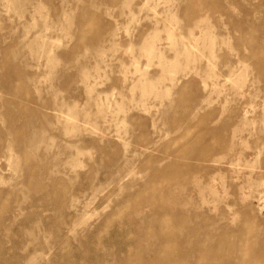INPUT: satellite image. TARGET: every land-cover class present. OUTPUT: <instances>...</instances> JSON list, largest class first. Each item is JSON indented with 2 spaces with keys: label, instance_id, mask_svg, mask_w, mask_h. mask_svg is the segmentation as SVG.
I'll list each match as a JSON object with an SVG mask.
<instances>
[{
  "label": "rangeland",
  "instance_id": "1",
  "mask_svg": "<svg viewBox=\"0 0 264 264\" xmlns=\"http://www.w3.org/2000/svg\"><path fill=\"white\" fill-rule=\"evenodd\" d=\"M218 1L0 0V264H264V0Z\"/></svg>",
  "mask_w": 264,
  "mask_h": 264
},
{
  "label": "bare ground",
  "instance_id": "2",
  "mask_svg": "<svg viewBox=\"0 0 264 264\" xmlns=\"http://www.w3.org/2000/svg\"><path fill=\"white\" fill-rule=\"evenodd\" d=\"M194 1L193 0V3L192 5L194 4ZM224 1V0H223ZM217 2H220L217 0ZM196 16V13L193 15V17ZM229 19V17H227V20ZM262 27L264 29V24H262ZM258 30V29H257ZM255 29H252V28H249V31L247 32L249 35H252V36H255V32L257 31ZM242 40L244 41L245 39L244 38H239L237 40V44L234 46L235 50L237 52H239V48L243 47V42ZM246 46L252 50L253 54H255V57L256 59L258 58L257 56V53L258 51L255 50L256 49V46H254L252 43H249L247 40H246ZM262 47H264V44H262ZM239 56V53L237 54V57ZM243 56V55H242ZM206 60L209 62L208 65L210 67L214 66L213 62L208 58L206 57ZM254 62V69L257 70V71H260V72H263L264 71V66L263 67H259L257 62L255 60H253ZM246 65H242L241 68H245ZM240 68V67H239ZM233 83L237 85L236 81H234L232 79ZM184 96H181L180 98V103L183 104V103H186V101H184ZM263 104H264V101H263ZM199 111L198 108H194L192 110V112L190 113V115L194 116L196 115L197 116V112ZM250 111H251V114L250 116H253L255 111H256V108L255 107H252L250 108ZM184 112L181 111L180 113H176L172 118L173 120V124L176 123V118L177 116L179 117L181 114H183ZM192 116H190L189 118L192 119ZM196 116L194 118H196ZM180 128V126H178ZM91 130L93 131H97V129L95 127H90ZM257 157L259 158V155L261 153V145L259 144L257 146ZM200 160V158H198V161ZM208 161H211L213 164H216V163H219L221 162L220 159L218 158H209ZM176 169H181V166H179V164H175V161L173 160L170 164H168L167 166H165L164 168L162 169H157L156 171L154 172H158V171H161V174H170L171 172H173L174 170ZM263 172H264V168H259V171H258V175H259V179H260V183L258 185H255L253 188L251 187V191L254 192L256 191L257 192V207H259L260 209H264V178H263ZM186 175V173L181 170L180 172L178 173H175L173 175V177H170V179H180L182 177H184ZM181 182V181H180ZM176 183V184H182V183ZM160 198V197H158ZM155 199V197L152 198V201ZM151 204V203H150ZM152 209V208H151ZM138 211V210H136ZM162 211H164V208H159L158 207V210L157 212L158 213H161ZM131 214V213H130ZM253 225H250V224H246L244 223L242 227L239 228V230L237 231L236 233V240H237V243L234 244L233 246H228L226 245L225 246V251H231L232 253L235 254V263L234 264H253L254 263V260L256 258L259 257V253H255L253 251H251L250 247L252 245V241H253V238L256 236V233H254L256 231V229H253L252 228ZM136 232L138 234L140 233H143V236H142V239H138V243L141 244L142 240H144L145 238H150V237H153L154 241H160L162 242L163 240H167L168 239V236L167 235H163L162 234V228L160 226H157V229L153 230L151 229V227L149 226H143L141 224H137L136 225V228H135ZM168 245H171L170 242H168ZM160 251V249H158L156 252H153V254L151 256L148 257V259L145 260V262L143 264H147V263H151L153 262V260H155V258L157 257V253H160L158 252ZM163 251V250H162ZM162 253V252H161ZM7 260H5L4 262H6ZM165 264H200L199 261L197 260L195 263H192V262H184V261H181V260H170L169 258L165 261Z\"/></svg>",
  "mask_w": 264,
  "mask_h": 264
}]
</instances>
